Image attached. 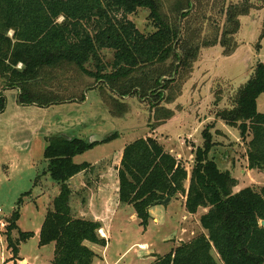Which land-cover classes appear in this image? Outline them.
<instances>
[{
    "label": "trees",
    "instance_id": "16d2710c",
    "mask_svg": "<svg viewBox=\"0 0 264 264\" xmlns=\"http://www.w3.org/2000/svg\"><path fill=\"white\" fill-rule=\"evenodd\" d=\"M253 7L250 0H0L2 88L16 89L18 104L36 107L83 101L85 90L98 88L106 106L115 109L114 116L129 110L125 97L136 96L148 102L150 118L158 130L175 116L170 107L183 94L203 49L219 46L224 56L233 54L240 18ZM139 8L148 10L153 31L144 34L127 18ZM102 49L112 50L110 61H104ZM85 77L94 80L90 88ZM262 93L264 62L257 61L231 105L220 108L216 117L239 130L246 144L243 156L247 167L264 172V112L256 105ZM221 98L217 97L216 103ZM4 107L5 96L0 92V113ZM214 126L203 128L201 146L191 143L189 171L165 151L156 133L122 149L117 198L133 208L139 225L145 227L151 217L150 206L168 196L182 198L189 213L207 209L199 219L205 233L179 242L150 264H264V225L260 224L264 220V185L232 191L236 179L209 156L215 145L210 132ZM116 135L100 141L108 142ZM96 144L59 132L47 138L45 173L59 192L38 237L40 246L54 245L52 264H92L96 254L86 243H107L98 233L100 222L76 217L72 209L69 180L96 167L85 161L75 163L73 158ZM80 198L84 202V196ZM17 201L18 208L6 218L2 233L15 259L19 243L33 235L18 228L23 201ZM13 230L15 238L11 237Z\"/></svg>",
    "mask_w": 264,
    "mask_h": 264
},
{
    "label": "rangeland",
    "instance_id": "374dc122",
    "mask_svg": "<svg viewBox=\"0 0 264 264\" xmlns=\"http://www.w3.org/2000/svg\"><path fill=\"white\" fill-rule=\"evenodd\" d=\"M228 1L235 3L241 0ZM250 2L254 7L248 15L240 18L235 52L224 56L219 46L203 49L191 79L183 86V94L169 106L175 110V116L158 130L154 128L156 124L151 119L148 102L136 96L123 99L129 110L120 116L112 114L113 106H106L100 96L103 92L98 88L85 90V99L71 104L20 106L17 90L3 89L0 79V92L5 96V107L0 113V206L6 219L18 208L17 200L22 198L17 225L20 231L33 233L30 238L19 243L18 257L15 259L12 258L11 250L7 249L4 232H1L0 264H21L19 260L22 258L27 259V264H52L54 245L40 246L38 234L52 199L59 192L57 184L45 173L47 164L43 156L47 138L59 131L60 134L78 136L88 141L100 138L93 141L97 144L92 150L77 155L75 159L77 162L89 161L96 166L95 172H89L80 180L92 183L95 177L101 176L103 168H109L111 174L114 166L120 163L121 150L128 143L154 133L158 134V141L165 151L175 155L189 171L193 163L191 143L201 146L203 128L215 124L210 129L215 145L209 156L214 157L220 169H228L232 177L236 178L237 184L232 191L237 192L246 186L258 189L264 185V172L249 171L246 165L243 156L246 144L240 138L239 130L216 117L220 108L231 105L239 86L249 79L257 61L264 62V0ZM147 15L146 8H139L127 14V18L134 22L140 32L146 34L154 30ZM100 54L105 62L110 61L113 55L111 49H102ZM93 81L85 77L88 88ZM219 96L222 98L216 103ZM256 105L258 111L264 112V93L258 95ZM215 130L222 132L216 133ZM112 133L117 135L101 143L102 138ZM188 180L185 181V187ZM83 196L87 197V194ZM157 207L151 212L145 227L139 225L136 217H130L133 210H118L106 234L109 239L107 248L98 244L92 246L99 255L107 254L106 261L100 264H150L157 255L169 253L170 248L181 240L187 242V238L200 234L195 229L198 224L194 218H182L185 214L179 199ZM153 216L158 220L154 218L153 221ZM181 223L183 225L179 226ZM16 235V230H13L11 237L15 238ZM86 244L89 247L92 245ZM212 253L220 263L216 251L212 249Z\"/></svg>",
    "mask_w": 264,
    "mask_h": 264
},
{
    "label": "crops",
    "instance_id": "0c3cea01",
    "mask_svg": "<svg viewBox=\"0 0 264 264\" xmlns=\"http://www.w3.org/2000/svg\"><path fill=\"white\" fill-rule=\"evenodd\" d=\"M67 103L71 104L72 102H67ZM28 106H30V105H28ZM31 106H33V105H31ZM33 107H36V106H33ZM59 133H60V131H59ZM157 138H158V135H157ZM87 151H89V150H87ZM87 151H85V152H87ZM83 153H81V154H83ZM77 155H79V154H77ZM76 156L73 158V161L75 163H80V162L75 161ZM100 158H103V157H100ZM97 159H95V160H97ZM244 159H245V162L247 165V159L245 157H244ZM85 162L89 163V161H85ZM92 162H95V161H92ZM90 164H92V163L90 162ZM119 164L114 166V168L110 172L111 174H109V168H103L104 170H102L101 176H99L98 178L95 177L93 180L94 182H92V183H91V181H87V182L83 181V180L80 181L82 176L85 177V175L88 174L89 171H87V173H85L84 171L77 173V175H75L74 177H72L69 180L70 187L74 192L72 197H71V200H72V209H73L75 216L76 217H85V218L100 222V228L99 229L101 230L102 234H104L106 236L104 238L106 239L107 242L109 239L107 240L108 235H106V234H108V231H110V229H111V225L113 224V221H114V214L116 212H118V210H122L121 212H125L126 210H129V209L133 210V208L130 207L129 205H122L117 198V189H118V184H119V180L117 179V169L119 167ZM225 170H228V169H225ZM251 170L252 169H249V171H251ZM93 172H95V171H93ZM188 184H189V180L187 182L186 187H188ZM84 194H87V197L83 198L84 199V202H83L82 198H80V195H84ZM175 199H179L181 201V206L183 207V211L185 214V216H182V218L186 219V218H188V216H190L191 218H194V220H196L197 224H198V225H195V229L200 231V233H205L204 230L200 227L199 219L207 209L205 207L204 208L200 207L197 209V211L195 213H189L184 208V200L182 198L171 197L169 202H172V200H175ZM158 205L159 206H166V205H162V204H154V205L150 206L149 215L151 214V212L153 211L154 208H158L157 207ZM126 208H128V209H126ZM129 213H130V211H129ZM130 217H136L137 218V216H135L134 211H133V213L130 214ZM154 218H155V220H158V218L153 216L152 217L153 221H154ZM182 225H183V223L179 224V226H182ZM190 238H187V240ZM181 241H183V240H181ZM92 246L94 247L97 245L92 244L90 247L91 249H92ZM101 247L107 248V243L105 246H101ZM93 252L96 254V256L94 257L92 264H100L101 261L102 262L106 261L105 257L107 256V254H106V256H101L98 253H96L94 250H93ZM19 262L21 264H27V259L22 258L19 260Z\"/></svg>",
    "mask_w": 264,
    "mask_h": 264
},
{
    "label": "built area",
    "instance_id": "2783aa9c",
    "mask_svg": "<svg viewBox=\"0 0 264 264\" xmlns=\"http://www.w3.org/2000/svg\"><path fill=\"white\" fill-rule=\"evenodd\" d=\"M6 225H7V220L3 217V209L0 206V233L4 232ZM98 233H100L102 237H106L104 234H102L100 229H98Z\"/></svg>",
    "mask_w": 264,
    "mask_h": 264
},
{
    "label": "water",
    "instance_id": "95a60500",
    "mask_svg": "<svg viewBox=\"0 0 264 264\" xmlns=\"http://www.w3.org/2000/svg\"><path fill=\"white\" fill-rule=\"evenodd\" d=\"M191 8H194V4L191 5ZM174 76H175V73H174ZM99 139H100L99 137H96L95 139L91 140L90 142H93L94 140H99ZM170 199H171V197L168 196V197L165 198V199L156 200V201L154 202V204L167 205L168 202L170 201ZM260 224H261V225H264V220H261V221H260Z\"/></svg>",
    "mask_w": 264,
    "mask_h": 264
}]
</instances>
